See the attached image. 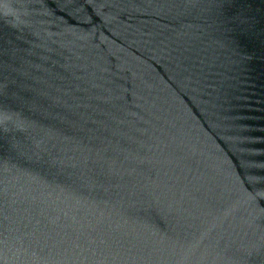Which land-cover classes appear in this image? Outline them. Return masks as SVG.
Wrapping results in <instances>:
<instances>
[{
	"label": "water",
	"instance_id": "95a60500",
	"mask_svg": "<svg viewBox=\"0 0 264 264\" xmlns=\"http://www.w3.org/2000/svg\"><path fill=\"white\" fill-rule=\"evenodd\" d=\"M0 264H264V0H0Z\"/></svg>",
	"mask_w": 264,
	"mask_h": 264
}]
</instances>
